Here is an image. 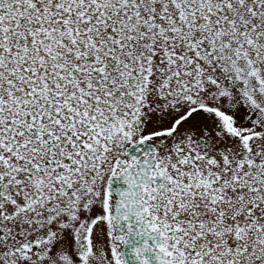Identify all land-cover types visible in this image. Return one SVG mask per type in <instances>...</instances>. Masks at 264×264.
<instances>
[{"label":"snow or ice","instance_id":"6c2138e0","mask_svg":"<svg viewBox=\"0 0 264 264\" xmlns=\"http://www.w3.org/2000/svg\"><path fill=\"white\" fill-rule=\"evenodd\" d=\"M0 264H264V0H0Z\"/></svg>","mask_w":264,"mask_h":264}]
</instances>
